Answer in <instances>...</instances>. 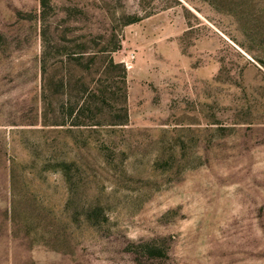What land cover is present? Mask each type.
I'll use <instances>...</instances> for the list:
<instances>
[{
  "label": "rangeland",
  "instance_id": "374dc122",
  "mask_svg": "<svg viewBox=\"0 0 264 264\" xmlns=\"http://www.w3.org/2000/svg\"><path fill=\"white\" fill-rule=\"evenodd\" d=\"M0 264H264V0H0Z\"/></svg>",
  "mask_w": 264,
  "mask_h": 264
},
{
  "label": "trees",
  "instance_id": "16d2710c",
  "mask_svg": "<svg viewBox=\"0 0 264 264\" xmlns=\"http://www.w3.org/2000/svg\"><path fill=\"white\" fill-rule=\"evenodd\" d=\"M114 48L112 50L102 51L108 52L109 57L107 59V68L106 72H104L99 77L100 86H96L91 88L85 82V77H80V81L76 86H73L70 81L62 80L61 81V89L65 91V95L62 101V109L65 111L63 114V118L66 116L67 119H70L71 125L74 128H82V127H93L99 126L100 124L90 123L89 121H94L97 119L96 111L93 109L94 106H108L112 111H116L120 114L118 118H115L112 125L114 126H126L128 123V112L126 109V79L127 73L126 68L122 64L115 63L112 54L116 53L119 48L118 37L116 35L113 36L112 41ZM83 52H80L81 59L76 60L80 63L83 59ZM97 57V56H95ZM98 58H94L93 63H97ZM84 69V68H83ZM85 70V69H84ZM44 75L47 73L46 67H43ZM85 72H83L84 74ZM100 73V70L97 72ZM113 73L115 74L113 76ZM74 78L70 76H64L62 78ZM104 78V79H103ZM110 82L113 85H118L120 88L116 90V92L110 93L108 88L104 87L103 82ZM68 87V88H66ZM110 88V87H109ZM101 112L102 109H99ZM90 114V116H89ZM91 124V125H89ZM55 126H67L66 123L57 124Z\"/></svg>",
  "mask_w": 264,
  "mask_h": 264
},
{
  "label": "built area",
  "instance_id": "2783aa9c",
  "mask_svg": "<svg viewBox=\"0 0 264 264\" xmlns=\"http://www.w3.org/2000/svg\"><path fill=\"white\" fill-rule=\"evenodd\" d=\"M128 69H131V65H127Z\"/></svg>",
  "mask_w": 264,
  "mask_h": 264
}]
</instances>
